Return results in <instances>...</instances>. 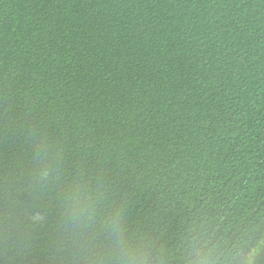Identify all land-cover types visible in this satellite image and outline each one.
<instances>
[{
  "label": "trees",
  "instance_id": "obj_1",
  "mask_svg": "<svg viewBox=\"0 0 264 264\" xmlns=\"http://www.w3.org/2000/svg\"><path fill=\"white\" fill-rule=\"evenodd\" d=\"M264 264V0H0V264Z\"/></svg>",
  "mask_w": 264,
  "mask_h": 264
},
{
  "label": "rangeland",
  "instance_id": "obj_2",
  "mask_svg": "<svg viewBox=\"0 0 264 264\" xmlns=\"http://www.w3.org/2000/svg\"><path fill=\"white\" fill-rule=\"evenodd\" d=\"M256 255H257V249H252L246 260L243 262V264H248L249 259L256 257Z\"/></svg>",
  "mask_w": 264,
  "mask_h": 264
}]
</instances>
